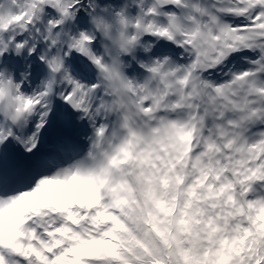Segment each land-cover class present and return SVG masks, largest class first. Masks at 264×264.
<instances>
[{
    "label": "snow or ice",
    "instance_id": "1",
    "mask_svg": "<svg viewBox=\"0 0 264 264\" xmlns=\"http://www.w3.org/2000/svg\"><path fill=\"white\" fill-rule=\"evenodd\" d=\"M0 264H264V0H0Z\"/></svg>",
    "mask_w": 264,
    "mask_h": 264
}]
</instances>
